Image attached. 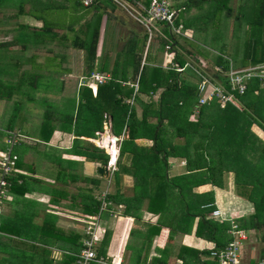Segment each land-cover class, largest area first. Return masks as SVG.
Listing matches in <instances>:
<instances>
[{
	"label": "crops",
	"instance_id": "obj_1",
	"mask_svg": "<svg viewBox=\"0 0 264 264\" xmlns=\"http://www.w3.org/2000/svg\"><path fill=\"white\" fill-rule=\"evenodd\" d=\"M39 1L50 2L45 31L41 20L18 12L16 1L0 0V153L6 150V140L12 133H19L26 139L19 140L13 148L17 159L5 177L7 186L0 210V264H67V256L77 254L76 243H80L84 237L85 223L81 219L86 216L95 217L97 221L99 240L96 252L121 264H182V257L191 261L195 251L210 253L213 247L218 249L204 232H201L203 235L196 233L200 217L186 216L184 206L178 216L182 215V220H177L173 226L164 224L163 218L167 217L164 214L169 217H173V214L167 213L163 205L155 208L153 201L158 194L163 204L167 200L173 203L179 200L184 205L181 197H177L180 190L176 187L177 193L168 191L167 199L157 190L152 198L155 191L149 185V178L142 176V169L129 167L126 154L122 158V169L117 164L119 144L128 138L127 129L119 128V135L115 136L111 131L112 119L105 114L103 131H98L99 117L90 112L91 106L88 105L96 96L98 87L111 79L112 73L121 87L132 88L134 94L141 87L140 73H144L145 79L147 69L149 72L152 68L174 71L178 84L189 72L198 77L199 82L201 75L220 76L218 57L210 60V55L217 52L212 44L219 38H225L220 37L222 32L229 39L221 40L220 49L223 47L229 51L227 45H235L237 35L243 44L239 56L236 54L230 58L217 54L226 62V71L229 68L243 70L253 67H262L264 71V24L254 23L260 0H225V5L228 3L230 7L213 8V13L222 12L223 15L218 23L211 26L196 14L201 8H198L200 4L211 0H168L176 12V28L179 29V33L172 34L169 40L165 33L166 25L156 23L157 31L149 33L129 13L111 3L99 0L91 6L82 4V8H78L65 0ZM135 1L144 4L145 0ZM22 2L23 11L35 8L32 1ZM17 3L19 6L20 0ZM74 8L76 14L82 16V21L76 25L78 30L85 24L88 26L86 36L73 34L77 35L75 39L71 35L74 29L67 22ZM237 8H241L242 13L232 12ZM60 12L65 13V23L60 21ZM232 21H237L236 30ZM96 29L95 60L88 68L84 50L74 45L79 43L76 39H88ZM58 31H63V35L58 36ZM37 32H42V36H37ZM162 40L168 43L165 45ZM151 44L154 51L151 55L158 62L151 60L147 64L148 46ZM54 48L61 50L55 51ZM115 49L117 53L114 55ZM231 50L233 52V47ZM73 52H76V57ZM77 53L84 61L79 62ZM121 56L122 63L119 61ZM138 62L135 74L134 68ZM85 65L86 73L79 75V69ZM207 67L210 72L204 70H208ZM177 68L184 70L177 72ZM54 73L60 81L59 88L51 86ZM45 77L50 78H46L49 80L44 84L42 81ZM100 77L104 82L98 81ZM189 81L196 85L198 91L199 83ZM257 81L264 84V81ZM172 82L169 80L168 85ZM168 85H160L156 93H162ZM73 87L75 95L71 98L69 91ZM59 91L66 94L65 100L50 97V102L49 93ZM156 93L153 97L155 102L158 100H155ZM126 102L133 105L134 100L130 98ZM41 103L44 104L42 109ZM107 123L109 128L106 127ZM106 133L112 140L113 137L118 139L116 143L114 141L118 150L112 165L107 150L94 143ZM140 137L134 140L140 149L153 144L146 136ZM85 142L93 143L108 155L107 165L88 161L81 156L85 150L79 146H86ZM177 160L180 162H175ZM169 162L166 168L168 178L180 179L182 175H188L185 159L171 158ZM103 166L107 167V172L100 174L98 168ZM177 182L181 184V181ZM205 193L213 200L204 208L202 205L199 207L202 210L213 207L201 213L207 219L231 223L232 219L252 213V204L236 196L227 178L223 188L205 184L189 190L188 201L194 206L193 213H198L196 196ZM90 196L99 205L97 210L87 208ZM88 209L92 213L86 212ZM214 210L218 211L217 216H212ZM145 230L148 239L141 245L140 238L144 234L147 237V233L143 232ZM74 235L80 238L74 239ZM226 235H230L229 231ZM205 259L213 261L210 257Z\"/></svg>",
	"mask_w": 264,
	"mask_h": 264
},
{
	"label": "trees",
	"instance_id": "obj_2",
	"mask_svg": "<svg viewBox=\"0 0 264 264\" xmlns=\"http://www.w3.org/2000/svg\"><path fill=\"white\" fill-rule=\"evenodd\" d=\"M14 1L17 3V0ZM31 1L34 3V9L23 11L22 0L16 8L19 13L22 12L21 14H30L35 19L41 20L45 31L48 27L47 18L50 14L49 9H51L48 3L50 2L27 0V2ZM65 1L73 7L82 8L83 6L81 0ZM98 1L93 0L91 4ZM101 2L116 6L110 0H101ZM149 2L150 0H145L144 4L148 5ZM258 3L254 23L263 26L264 0H260ZM225 6V0H222L219 8ZM226 10L229 12V9ZM260 12L262 16L259 17ZM166 26L165 33L169 40L174 33L168 25ZM173 26H178L176 17ZM36 35L42 36V32H37ZM97 37L98 29L87 40L76 39L79 43L74 45L75 48L84 50L88 68L92 67L95 60ZM163 41L165 45L168 43L167 40ZM218 60L220 74L225 73L226 62L220 57ZM138 66L139 62L134 68L135 74L138 71ZM140 76L141 87L134 94L132 88L121 87L116 76L112 73L111 79L98 87L96 96L88 105L91 106L90 112L99 117L98 131H103L102 123L105 114H108L112 119L111 131L115 136L119 135L117 132L119 128L128 131V138L123 139L119 144L117 164L122 169V158L126 154L129 158V167L142 169V176H150L160 187L162 185L166 188L168 185L177 187L180 190V197L183 196V193L188 195L192 187L200 185L211 184L223 188L227 175L232 174L236 196L250 202L253 209L252 213L236 219L234 223L237 228L244 230L248 235L255 232L256 241L263 247L260 250L259 258L255 262L251 260L250 264H264V139L252 130L253 125L261 126L264 129V84H260L255 79L251 80L246 85L244 93L234 92L238 102L233 100L231 103H226L224 107H221L217 99L197 106V87L189 81L194 77L190 72L184 74V77L179 80L180 84H178L174 71L154 69L148 83L144 82V73H140ZM219 79H221L222 88L230 90L227 78L221 76ZM169 80L173 81L170 85H168ZM163 84L168 87L155 102L153 97L156 88ZM88 91L91 96V91ZM130 98L134 100L133 105L126 102ZM196 109L197 113H195ZM191 116H195V118L193 117L191 120ZM142 135L153 142L150 147L140 149L135 145L134 140L142 138L140 137ZM82 147L85 152L81 156H84L86 160L107 165L108 155L103 150L90 142H87L86 146H79L80 149ZM110 158L113 162L111 155ZM171 158L185 159L186 174L188 175H182L180 179L168 178L166 168L169 167ZM158 169H161L163 174H159ZM173 180L175 184H171ZM178 180L181 181V184L177 182ZM160 187L155 186L156 190H159ZM196 197L198 213L192 212L194 206L188 204V200L181 199L186 208V216L200 217L196 233L203 235L201 232H204L218 249H223L231 241V236L227 237L226 233L233 224L207 219L201 213L212 210L213 207L208 210H202L199 207L202 205L204 208L207 204L213 203L212 197L208 198L207 193ZM88 201L87 208L97 207V202L95 203L91 196ZM90 209L86 212L92 213ZM79 238L74 235V239ZM82 240L83 237L80 243H76L78 244L77 253L82 247ZM97 253L100 256V253ZM200 255L204 256L201 258ZM191 257V261L182 257V264H217V260L210 257L208 251H195ZM204 257H210L213 261L204 260ZM67 258V264H73L75 257L68 255Z\"/></svg>",
	"mask_w": 264,
	"mask_h": 264
},
{
	"label": "built area",
	"instance_id": "obj_3",
	"mask_svg": "<svg viewBox=\"0 0 264 264\" xmlns=\"http://www.w3.org/2000/svg\"><path fill=\"white\" fill-rule=\"evenodd\" d=\"M81 1L84 6H88L93 0ZM110 1L129 13L138 23L146 27L149 33L157 31L155 28L156 23L168 25L173 33H179V29L173 26L176 12L171 8L168 0H150L148 5L135 0ZM157 34H160V32H157ZM229 69L225 72V74L228 73L225 77L228 80L230 90L222 88L221 79H219L221 77L201 75V81L199 82L197 91L198 106L217 99L221 107H224L226 103H231L235 99L234 92L238 94L244 93L246 85L251 80L259 79L264 81V71L262 67H253L243 70ZM183 70L184 68L176 69L177 72H182ZM98 81L102 83L104 79L100 77ZM21 138V134L12 133L6 140V150L0 153V210L2 208V200L5 197V186H7L5 177H7L17 159V156L12 151ZM211 214L212 216H217L218 211L214 210ZM83 221L85 223V228L82 247L79 253L74 255L75 260L73 264H121L114 259L99 256L96 252V245L99 239L95 217L86 216ZM245 233L244 230L237 228L236 225H232L229 230L231 241H229L223 249L212 248L210 250V257L215 258L217 264H240L243 251L242 244L243 241L246 240Z\"/></svg>",
	"mask_w": 264,
	"mask_h": 264
},
{
	"label": "rangeland",
	"instance_id": "obj_4",
	"mask_svg": "<svg viewBox=\"0 0 264 264\" xmlns=\"http://www.w3.org/2000/svg\"><path fill=\"white\" fill-rule=\"evenodd\" d=\"M51 1H53V0H51ZM57 1H60V0H57ZM220 4H222V0H211L209 3H206V4H200L199 5V7L198 8H200L198 11H197V13L196 14H198V16H199V18L201 19V20H203V21H205V22H208L209 24H210V26L211 25H213L214 23H218V21L219 20H221V17H222V15H223V13L222 12H220V13H217V12H215V13H213V8H216V7H218ZM15 6H18V3H15ZM228 6L230 7V5H228V3H227V6H226V8H228ZM197 8V9H198ZM75 8L73 9V12H71V18L67 21L68 22V24L70 25V27L72 28V29H74V31H72V37H73V39H75V37L76 36H74L73 34H77V35H79V36H81V37H84V36H86L85 34H86V28L88 27L87 26V24H85L84 26H81L80 27V29L78 30V28L76 27V25H79V23L82 21V16L81 15H77L76 14V12H75ZM232 12L233 13H237V14H239V13H242L241 12V8H237L236 9V11H235V9L233 10L232 9ZM251 12H249L248 13V15L250 14ZM243 14L245 15L246 13H245V11H243ZM64 15H65V13L64 12H60L59 13V18H60V21L62 22V23H65L64 21H65V18H64ZM75 15H76V17H75ZM246 16V15H245ZM207 20V21H206ZM233 22V27L235 28V30H236V22L237 21H232ZM144 27V26H143ZM233 28V29H234ZM144 29H146L147 30V28L146 27H144ZM222 30V29H221ZM220 30V31H221ZM226 30L228 31L229 29L228 28H226ZM14 33V32H13ZM218 33L220 34V32L218 31ZM14 34H16V33H14ZM57 35L58 36H61V35H63V31H58L57 32ZM222 36H224L225 38H219V40L217 41V42H215V43H213L212 44V46H213V48H215V49H217V52H212L211 53V55H210V60H213L214 58H217V57H220V56H217V54L218 55H222V56H224V57H226V55H228V56H230V58L232 57V56H235L236 54L239 56L240 54H241V52H242V48H243V44H242V40H241V38H240V36H236V38H235V45H233V43H232V45H227L228 46V50L229 51H227L225 48H221L220 49V44H221V40L222 39H225V40H228L229 38H228V36L226 35V33H223L222 32V35L220 34V37H222ZM240 39V40H238V39ZM85 40H87L86 38H85ZM56 47V46H55ZM149 47V49H148V51H149V54H148V56H147V64L151 61V60H157V62H158V59L157 58H154V56L153 55H151L154 51H153V44H151V45H149L148 46ZM231 47H233V52H230V50H231ZM54 50L55 51H59V50H61V49H58V48H54ZM73 51V50H72ZM232 51V50H231ZM192 52H194V51H192ZM210 52V51H209ZM74 53V55H75V57H76V52H73ZM117 53V50L115 49V51H114V55ZM216 54V55H215ZM77 56H78V58H79V62H81V61H84L83 60V58H82V56H81V54L80 53H77ZM206 56V55H205ZM83 57H84V55H83ZM122 57L123 56H121V57H119V61H120V63H122L123 62V60H122ZM207 58V57H206ZM159 59H160V57H159ZM192 60H194V59H192ZM219 61V60H218ZM235 60H232L231 62H234ZM48 64V63H47ZM86 64V63H85ZM205 64V63H204ZM120 65H122V64H120ZM76 66V65H75ZM146 67H148V66H146ZM208 68V67H207ZM56 69H58V68H56ZM87 68H86V65L85 66H82V68L81 69H79V75H84L85 73H86V70ZM205 71H207V72H210V69L208 68V70L207 69H204ZM230 70V69H229ZM152 72H153V68H152V70H151V72H149L148 71V69H147V71H145V75H146V77H145V81L146 82H149V80H150V76H151V74H152ZM60 75V74H59ZM228 75V73L227 74H225V73H221L220 74V77L222 76V77H225V76H227ZM46 78H50V77H45V79H44V81H42L44 84L45 83H47V81L49 80V79H47L46 80ZM52 80H53V85H51L52 87L54 86V87H56V88H59L60 87V85H58L59 83H60V81H59V79H58V76L57 75H55V73H54V75H53V77L51 78ZM193 79V80H192ZM191 80L194 82V81H196V84H198L199 83V79H198V77H193ZM76 80V79H75ZM84 81H86V82H88V79L86 80H84ZM156 94H158L156 97H155V100L156 99H158V97H159V95L161 94L160 93V91L159 92H157ZM64 95H66L65 93H61L60 91H59V93L58 92H51V93H49V101L51 102V100H50V97H56L57 98V100H65L64 99ZM69 95L71 96V98H73V96L75 95V87H73L70 91H69ZM43 96H44V94H43ZM234 101L235 102H238L236 99H234ZM26 104H27V102H26ZM239 104H240V102H239ZM46 105V104H45ZM41 107V109L44 107V104H42L41 103V105H40ZM32 116V115H31ZM33 117V116H32ZM193 117H195V116H192L190 119H193ZM39 118V117H38ZM34 119H36L37 120V117H35ZM40 119V118H39ZM252 130L258 135V136H260V137H262L263 139H264V129L261 127V126H257V125H253L252 126ZM15 133V132H14ZM25 137L24 136H22V138L21 139H24ZM96 138H98V137H96ZM102 138H103V136H102ZM24 140H26V139H24ZM107 140V139H106ZM102 141V139H100L99 141L98 140H95V142L94 143H99V142H101ZM180 141L181 142H183V140H181L180 139ZM100 145V144H99ZM101 146V145H100ZM102 147L103 148H105L106 150H108L107 148H106V146H105V144L103 143L102 144ZM101 149V148H100ZM108 152V151H107ZM108 154H109V156H110V153L108 152ZM112 159H114L115 160V158H113L112 157ZM175 162H180L179 160H177V161H175ZM111 163V165H112V163L113 162H110ZM115 164V163H114ZM158 171H159V174H163L162 173V171H161V169H158ZM148 178H149V185L154 189V191L155 192H153V196H152V198L155 196V194H156V192H157V190H156V188H155V186L156 187H160V185L155 181V180H153L150 176H147ZM227 180L230 182V184L232 185V187L234 188V185H233V175L232 174H228L227 175ZM171 184H175L174 183V180L173 181H171ZM162 193H163V198H165V199H167L166 198V196H167V192L169 191L170 193L171 192H174V193H177V188L176 187H174V186H172V185H168L167 186V191H166V187H164L163 185H162V187H160V189H159ZM153 191V190H152ZM177 197H180V194L178 193L177 194ZM182 198H180V199H183L184 201L186 200H188V195L187 194H185V193H183V196H181ZM169 199V198H168ZM168 201H169V203H168ZM179 201V200H178ZM177 200L173 203V201L172 200H167V202H166V204L164 203H162V199H160L159 200V197H158V194H157V197L155 198V200L153 201V202H155L154 203V207L156 208H158L159 206H164V208H165V211L167 212V213H172L173 214V217H169L170 215H168V214H164V216H167L166 218H163V221H164V224H169V225H171V226H173L174 224H177V222L178 221H180V220H182V215H180V217H178L179 216V214L181 213V211L184 209V205H182L180 202H178ZM172 202V203H171ZM160 203V204H159ZM188 204L190 203V202H187ZM187 204V205H188ZM163 213H165V212H163ZM236 215H237V213H236ZM247 215H244V216H239L240 218H242V217H246ZM84 219V218H83ZM83 219H81V221L83 222ZM236 219H238V218H236ZM236 219H232V222L230 223V224H233V225H235V220ZM178 220V221H177ZM84 225V228H85V224H83ZM144 233H147L146 232V230L145 231H143ZM113 235V234H112ZM145 235L146 234H144L143 235V238H140V239H142V242H141V240H140V244L141 245H144L145 244V242H146V240L148 239V233H147V237H145ZM233 238H234V236H233ZM232 238V239H233ZM245 241H243V244H242V249H243V251H242V258H241V262H240V264H250V262H251V260H253L254 262L259 258V254H260V250H261V248L263 247V245H261L260 243H258L257 241H256V235H255V232H253V233H251L250 235H248V234H246L245 233ZM234 240V239H233ZM138 241V240H137ZM136 243V241H132L131 243ZM137 244V243H136ZM135 244V245H136ZM130 247H131V244H130ZM214 248V247H213ZM137 254H135L134 256H136Z\"/></svg>",
	"mask_w": 264,
	"mask_h": 264
},
{
	"label": "bare ground",
	"instance_id": "obj_5",
	"mask_svg": "<svg viewBox=\"0 0 264 264\" xmlns=\"http://www.w3.org/2000/svg\"><path fill=\"white\" fill-rule=\"evenodd\" d=\"M107 139V140H106ZM112 138L106 133V134H104V136H103V138H102V141L101 142H99V143H96V144H100L101 145V147H102V144L104 143L105 144V146H106V148L108 149L107 151L110 153V155L113 157V158H115L116 159V157H117V150H118V148L116 149V147H115V145H114V141L115 140H112ZM95 142V141H94ZM110 143V144H109ZM115 143H116V141H115ZM108 144L109 145H111V147H109L108 146ZM99 145V146H100ZM119 154V153H118ZM116 161V160H115Z\"/></svg>",
	"mask_w": 264,
	"mask_h": 264
},
{
	"label": "water",
	"instance_id": "obj_6",
	"mask_svg": "<svg viewBox=\"0 0 264 264\" xmlns=\"http://www.w3.org/2000/svg\"><path fill=\"white\" fill-rule=\"evenodd\" d=\"M106 127H107V128L110 127L109 123L106 124ZM113 140L117 141L118 139H117V137H113ZM95 144H96V143H95ZM96 145L98 146V144H96ZM103 171L107 172V167H106V166H103V167H99V168H98V172H99L100 174H102Z\"/></svg>",
	"mask_w": 264,
	"mask_h": 264
}]
</instances>
